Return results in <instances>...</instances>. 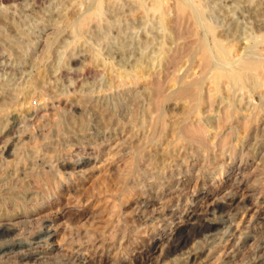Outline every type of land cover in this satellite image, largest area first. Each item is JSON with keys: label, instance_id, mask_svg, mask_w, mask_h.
<instances>
[{"label": "rangeland", "instance_id": "rangeland-1", "mask_svg": "<svg viewBox=\"0 0 264 264\" xmlns=\"http://www.w3.org/2000/svg\"><path fill=\"white\" fill-rule=\"evenodd\" d=\"M113 1L122 12L114 11L113 17L108 19L111 10L107 8L103 13L81 23L87 13V5L92 3L91 0H0V95L18 89L19 91H16L21 93L19 98L22 102V91H25L27 79L34 80L28 106L52 105L50 118L56 122L53 121L56 128L50 125V128L44 131L43 134H47V137L42 135L44 137L37 139L41 150L35 155H47L46 164L49 165L52 161V165L58 168L69 161L74 165L69 168L62 166L52 173L40 170L36 165L39 161L31 160L34 157L24 159L25 162L18 159L20 157L7 156L0 151L1 181L6 180L2 178L6 176L5 170L14 165L24 167L27 171L37 169L36 172L42 176L49 173L55 177H52L55 180L49 184H41L35 180L30 183V199L19 198L22 195L16 192L8 199L0 196L2 218H13L19 226L28 223V227H48L50 232L54 233L49 240L33 243L31 249L37 250L38 254L31 260L32 263L174 264L179 262L176 259L180 260V257L187 254L164 256L166 237L172 227L186 233L191 215L202 217L214 202L233 195V205L224 212L223 224L219 225L213 235L218 240L213 239V236L207 238L208 236H203L205 234H195L182 251L196 253L189 264H264V85L254 89H236L235 92L223 82L216 87L211 80L212 72L204 73L201 55L190 52L187 47L189 43L197 42L199 37L206 41L207 46H214L216 36L230 49L231 62L243 60L248 57V53L260 59L263 63L261 73L264 78V0H193V8L198 11V16L203 21V24L200 23L202 26L197 25L195 21L186 25L174 23L177 31L173 30V36L170 32L172 30L163 28L160 10L150 9L136 16L134 12L131 14L129 2L124 5L122 0ZM173 2L174 0H167L169 9L174 6ZM75 8L76 10H73ZM169 11L168 19L171 20L174 12ZM134 17H138V20ZM120 25L125 27L123 31L117 30ZM147 36L153 39L151 44H144ZM122 40L123 42H119ZM131 42H137L138 46L134 47ZM121 43L125 44L124 50L130 51L129 54L125 52L123 56H119L109 52L110 48L115 49ZM166 51L175 56L174 63L168 65L170 69L167 68V75L162 77L165 82L162 81L161 90L165 100L161 107L167 129L165 133L160 134L161 139L148 138L152 142L148 144L147 135L152 120L161 110L152 111L149 104L148 74L142 73L144 68L141 69L142 72L139 71L140 68L136 67L138 62L134 58L140 56L144 59L150 52L156 59L152 66L155 65L156 70H161L162 65L158 61ZM76 66L88 67L96 71L97 75L95 78L83 77L82 80L89 83L85 82L86 85L80 81V77L62 75L61 71L71 72ZM128 72V76L123 78L122 74ZM132 74V77L136 78L135 81L129 80ZM200 76H206L200 89L203 101L199 112L189 114V99L177 98L172 94L181 83H188ZM78 81L84 84L83 87H80ZM54 86L58 90H55ZM15 90L12 92L19 94ZM53 91H62V94H59L60 99L72 101L83 95L94 102H107L119 108L127 105L124 101L126 94L128 97L137 96L139 119L143 118L140 126L146 130L141 128L144 132L142 131L139 138L137 127L131 129L132 132L115 125L116 128L106 125L99 130L91 128L90 131L92 130L94 135L96 132L102 138L91 142L87 149L78 151L73 138L80 137V132L69 126L71 123L67 121L66 109L53 104ZM4 101L6 100H0L3 103L0 104V117L4 120L3 125L0 123V130L5 129L8 118L16 112L15 104L7 106ZM26 104L23 108L27 107ZM227 109L232 111V118L224 120V111ZM83 110V115L89 118L88 112ZM140 110L144 116L146 113L148 116L143 117ZM61 117L63 120L66 117L67 123L58 122ZM181 117H187L189 123L197 119L195 122L204 126L203 139L198 140L201 141L200 144L197 140L182 138L177 127ZM40 118L39 123L36 122L38 126L44 117ZM89 120L86 121L89 127H92ZM63 123L69 128L64 127ZM28 132L33 135L31 141L34 140L37 135L36 125L34 129L29 128ZM51 139H58L57 143L60 140L59 144L62 145L52 144L54 147H49ZM80 139L86 141L89 137L81 134ZM136 139L143 140L139 154L135 152L140 142ZM197 143L201 149L195 146ZM56 147L57 152L53 149ZM136 155L140 159L139 172L141 171L138 181L131 178L129 168ZM151 156L154 159L152 163L147 164L146 158ZM163 158H167L164 163L160 162ZM160 163L166 166L157 167ZM31 167L33 169H30ZM26 179L29 180L28 177ZM148 198L153 200V205L146 210L148 213H143V202ZM31 208L34 209L31 214L16 215ZM219 215L221 214L217 212L215 217L219 218ZM15 255L14 252H9L1 258L11 260Z\"/></svg>", "mask_w": 264, "mask_h": 264}, {"label": "bare ground", "instance_id": "bare-ground-1", "mask_svg": "<svg viewBox=\"0 0 264 264\" xmlns=\"http://www.w3.org/2000/svg\"><path fill=\"white\" fill-rule=\"evenodd\" d=\"M91 4L87 5V13L84 16V19L81 21V23L85 22L86 20H90L91 18H94L95 15H99L101 13H103V11H105L107 8L111 10V16L108 14V19H110V17L112 16V12L114 11H121L122 9L118 8V4L115 3V1L113 0H91ZM119 3V1H117ZM123 4L126 5L127 2H129L128 6L131 7V14L132 12L135 13V15H139L140 13H146L148 12L150 9H154V10H160L161 11V23L163 28L165 29H169L172 30L170 31L171 34L172 32L175 33L176 28H174V23L176 24H183L186 25V23H191L192 21H195V23L198 24H203L202 20L199 18V14L198 11L196 12V8L194 9L192 5L193 4V0H174V6L171 7L170 9L168 8V6L166 5L165 0H122ZM169 3V2H168ZM171 3V2H170ZM86 5V4H85ZM81 6V5H80ZM120 6V5H119ZM77 8V7H76ZM73 9V10H76ZM80 8V7H79ZM78 8V10H79ZM85 8V7H84ZM129 10V9H128ZM129 10V11H130ZM170 10V11H169ZM168 11L170 12H174V16L171 20L168 19ZM122 12V11H121ZM137 12V13H136ZM120 13V12H119ZM124 13H126L124 11ZM151 13V12H150ZM153 13V12H152ZM81 14V13H80ZM117 14V12H116ZM127 14V13H126ZM130 14V15H131ZM173 14V13H172ZM171 14V15H172ZM128 15V14H127ZM134 15V14H133ZM134 15V16H135ZM136 15V16H137ZM154 15V14H153ZM80 16V15H79ZM118 16V15H117ZM126 15H124L125 17ZM206 16V15H205ZM155 17V16H154ZM128 18V17H127ZM124 19V18H123ZM132 19V18H131ZM135 20H138V17L135 18ZM140 19V18H139ZM152 19V18H150ZM77 20V19H76ZM117 20V19H116ZM125 20V19H124ZM123 20V21H124ZM146 20V19H145ZM93 21V20H92ZM113 21V20H112ZM110 20V22H112ZM122 21V22H123ZM202 21V22H201ZM67 22V21H66ZM88 22V21H87ZM114 22V21H113ZM121 23V21H119ZM136 22V21H135ZM144 22V21H143ZM146 22V21H145ZM125 23V21H124ZM127 23V22H126ZM157 23V22H156ZM206 23V22H205ZM68 24V23H67ZM98 24V22H97ZM200 24V25H201ZM83 25V24H82ZM114 25V24H113ZM144 25V24H143ZM155 25V24H154ZM192 25V24H191ZM190 25V26H191ZM206 25V24H205ZM86 26V23L85 25ZM83 26V27H84ZM131 26V25H130ZM135 26V24H134ZM133 26V27H134ZM151 26V25H150ZM149 26V27H150ZM202 26V25H201ZM209 27H211L210 24H208ZM124 27V26H123ZM122 27V25L118 26L119 31H123L124 28ZM128 27V26H127ZM132 27V26H131ZM137 27V26H136ZM155 27V26H154ZM76 28V27H75ZM135 28V27H134ZM201 28V27H200ZM206 28V27H205ZM148 29V28H147ZM151 29V28H150ZM164 29V30H165ZM77 29H75L76 31ZM85 30V29H84ZM110 30V29H109ZM127 30V29H125ZM145 30V29H143ZM196 30V29H195ZM208 30V29H207ZM114 31V30H113ZM148 31V30H147ZM177 31V30H176ZM109 32V31H108ZM169 32V33H170ZM208 32V31H207ZM21 33V32H20ZM111 33V32H110ZM113 33V32H112ZM120 33V32H119ZM127 33V32H126ZM142 33V32H141ZM152 33V32H151ZM150 33V34H151ZM168 33V32H167ZM178 33V32H176ZM200 33V31H199ZM4 34V33H3ZM128 34V33H127ZM130 34V33H129ZM140 34V33H139ZM121 34H119L120 36ZM134 35V34H131ZM131 35H129L131 37ZM166 35V34H165ZM175 35V34H174ZM200 35V34H199ZM5 36V35H2ZM118 36V37H119ZM125 36V35H124ZM127 36V35H126ZM151 36V35H150ZM170 36V35H169ZM173 36V34H172ZM170 36V37H172ZM205 36V35H204ZM7 37V36H6ZM133 37V36H132ZM141 37V36H140ZM169 37V38H170ZM215 38V45L214 46H207L205 44L206 41L203 40V38L199 37L197 42L195 43H189L187 45L188 49H190L193 53H198L201 55V60H202V65H203V69H204V73H211L212 72V76H211V80L214 82V85H216V87H219V84L221 82L228 84L230 86V88L233 90V92H235L236 89H249V88H255V87H259L261 85H264V78L262 77V73H261V69H262V61L252 55H250V53H248V57H244L243 60L240 61H232L231 58V54H230V49L227 48L223 42L221 40H219L218 38H216V36H214ZM5 38V37H4ZM167 38V37H166ZM122 39V38H121ZM125 39V38H123ZM145 39V38H144ZM173 39V38H172ZM205 39V38H204ZM133 40V39H132ZM131 40V41H132ZM165 40V39H164ZM128 41V40H127ZM153 41L152 38H150L149 36H147L146 41L144 44H151ZM119 42H123L119 41ZM165 42V41H164ZM208 42V41H207ZM168 43V42H167ZM19 44V43H18ZM17 44V45H18ZM131 44L134 45V47L138 46L137 42H131ZM140 44V43H139ZM143 44V46H144ZM166 44V43H165ZM124 45L123 43L118 44V46L114 49V48H108L109 52L111 53H117L123 56V54L125 52H127L129 54V52L127 50H124ZM130 45V44H129ZM141 45V44H140ZM154 45V44H153ZM181 45V44H180ZM147 47H149V45H147ZM186 47V48H187ZM126 48V47H125ZM130 48V47H129ZM166 48V47H164ZM182 49V48H181ZM72 50V49H71ZM170 50V49H169ZM152 51V50H151ZM178 51V50H177ZM71 52V51H70ZM137 52V51H136ZM171 52V51H170ZM132 53V52H131ZM154 53V52H153ZM113 54V55H114ZM138 54V53H137ZM136 54V55H137ZM179 54V53H178ZM134 55V54H133ZM135 55V56H136ZM139 55V54H138ZM197 55V54H196ZM142 56V55H141ZM129 57V55H128ZM133 57V56H132ZM156 57V56H155ZM178 57V56H176ZM79 58V57H78ZM125 58V57H124ZM134 58V57H133ZM82 59V58H81ZM128 59V58H127ZM136 59V61L138 62L136 67L138 66L140 69L139 71H141V69H144L141 71L143 74L146 73L148 74V94H149V98H150V105H151V109L154 112L155 110H161L157 117L155 119L152 120V124L150 127V132L147 135V140L148 138L150 140H152L155 137H160V134L167 129V125L164 119V115H163V107L162 103L165 100V97L162 94V84L165 80L162 79L163 76L167 75L166 71L167 68L168 70L170 69L168 67V65L173 62L175 60V56H173V53H168V51H166L164 53V55L161 57V59L158 61L159 64L162 65V68L160 71L156 70L157 68H154V66H152L153 63H155L156 59H154L151 55V53H147L144 57V59L142 57L139 56V58H134ZM158 59V57H157ZM120 61V59H119ZM127 61V60H126ZM133 61V60H132ZM161 62V63H160ZM78 61H75V64H77ZM126 64V63H125ZM134 65V64H132ZM158 66V65H157ZM61 68V67H59ZM123 68V67H122ZM134 68V66L132 67V69ZM103 69V68H102ZM109 69V68H108ZM117 69V68H116ZM119 70V69H118ZM131 70V69H130ZM134 70V69H133ZM132 70V71H133ZM136 70V69H135ZM16 71V70H15ZM107 71V70H106ZM114 71V68H113ZM138 71V72H139ZM123 71H120V73ZM130 72V71H129ZM128 73H123L122 76L123 78H125V76H128ZM17 73V72H16ZM62 75L64 76H69L71 74L72 77H80L81 80L83 81L82 78L84 77H93L95 78V76L97 75V72L88 68V67H82V68H78L77 66L71 70V72H67V71H61ZM112 73V72H111ZM141 73V74H142ZM101 74V73H100ZM141 74H139L141 76ZM142 74V76H143ZM145 75V74H144ZM187 75V74H186ZM82 76V77H81ZM102 76V75H101ZM133 74L130 76V81H135L136 78L132 77ZM141 76V77H142ZM208 76V75H207ZM59 77V76H58ZM57 77V78H58ZM206 77V76H205ZM204 76H200L198 78L193 79L192 81L188 82V83H181V81L179 80V82L181 83L179 88L172 94L173 96H176L177 98H187L186 100L189 99L190 101V106H189V114H191L192 112H199L200 110V106L202 104L203 101V97L201 94V86L202 84H204V81L206 80ZM93 78V79H94ZM138 78V77H137ZM145 78V77H143ZM64 79V78H63ZM114 79V78H113ZM86 80V79H85ZM139 80V79H138ZM37 81V80H36ZM40 81V80H39ZM57 81V79H56ZM59 81V80H58ZM100 81V80H99ZM102 81V80H101ZM123 80H121L122 82ZM88 83V81H85ZM83 81V83H85ZM113 82H117V81H113ZM35 83L34 80H32L31 78L27 79L26 81V87H25V91H22V96L21 99H23V101L21 102L20 100V95L21 93L17 92L16 90L18 89H14L15 92L19 93H13L12 91H6V93H4V95H0V100H6L4 102H6L7 104H15V110L16 112L11 115L10 118H8V123L5 124V129L4 130H0V151L2 153H4L7 156H16V157H20L18 159L24 160V159H30L32 157L31 160L33 159H37L39 161V164H36L37 167L40 170H45V171H58V169L62 166H64V168H69V167H73L74 165L72 163L66 162L62 165L56 167L54 165H52V161H50L51 164H46L47 163V155L45 154H40V156H36L35 153H39V151L41 150V147L38 144V140L40 139L42 135H44V131L48 130L47 128H50L54 126L53 124V118H50V109L52 110L53 107L48 106L47 104L44 106H38V105H30L28 106V104L30 103L28 101V99H30V92L33 90L32 86ZM55 83V82H54ZM79 83L81 86L83 87L84 84L80 83L79 81L77 82ZM104 83V82H103ZM106 83V82H105ZM132 83V82H130ZM137 83V82H136ZM37 84L38 81H37ZM62 84V82H61ZM64 84V83H63ZM77 84V85H79ZM91 84V83H90ZM128 84V83H127ZM133 84V83H132ZM223 84V85H225ZM6 85V84H3ZM70 85V84H69ZM86 85V83H85ZM104 85V84H101ZM106 85V84H105ZM52 86V85H51ZM57 86V85H56ZM145 86V85H144ZM8 87V86H7ZM7 87H3L5 89H7ZM61 87H63L61 85ZM60 87V88H61ZM79 87V88H80ZM87 87V86H86ZM74 88V87H73ZM77 88V87H76ZM229 88V89H230ZM49 89V88H48ZM51 89V87H50ZM55 89V86H54ZM82 89V88H81ZM10 90V89H8ZM55 90H58V88H56ZM63 90V89H61ZM74 90V89H73ZM89 90V89H88ZM4 91V90H3ZM19 91V90H18ZM60 91V90H59ZM65 91V90H64ZM82 91V90H81ZM146 91V90H145ZM5 92V91H4ZM147 92V91H146ZM2 93V92H0ZM62 94V91L60 92ZM60 93H55V91H53V104H55V106L57 107H64L66 109L67 113V121H69V123H71L69 126L71 127V129L80 132V137L81 134L88 136L89 139L84 141L80 139V137L78 138H73V143L74 145H76V150H85L88 147H90L91 142H95V140L101 139L102 136H98V133L90 131L91 128L93 129H100L103 125L106 126H119L120 128L122 127L123 130H130L132 132L131 129H134L137 127V130L139 131L140 137L142 136V131L146 130L143 129L140 126V121H143L139 119V98L137 99V96L131 97V96H127L124 97V101H126L125 103L127 105H125L124 108H119V106L113 107L111 106L109 103L107 102H94V100L92 101L91 98L87 97L85 98L83 95L82 97H77L74 100H68V99H60L59 94ZM64 93V92H63ZM83 93V92H82ZM88 94V93H87ZM140 95V93H139ZM171 95V94H170ZM143 96V94H142ZM227 96V95H226ZM233 96V95H232ZM56 97V98H55ZM63 97V96H62ZM84 97V98H83ZM139 97V96H138ZM141 97V96H140ZM211 97V96H210ZM220 97V96H219ZM234 97V96H233ZM64 98V97H63ZM232 98V97H231ZM230 99V98H229ZM234 99V98H233ZM167 100V99H166ZM185 100V101H186ZM220 100V99H219ZM217 100V101H219ZM31 101V99H30ZM146 101V100H145ZM236 101V100H235ZM220 102V101H219ZM27 103V107L23 108V105ZM221 103V102H220ZM219 103V104H220ZM227 102H225L226 104ZM0 104H3L0 102ZM118 104V103H117ZM228 104V103H227ZM226 104V105H227ZM235 104V103H234ZM233 103H231V105H234ZM6 105L4 106L6 108ZM122 105V104H121ZM168 105V104H166ZM248 105V104H247ZM250 105V103H249ZM8 106V105H7ZM237 106V105H236ZM10 107V106H9ZM182 107V106H181ZM180 107V109H181ZM248 107V106H247ZM246 107V108H247ZM2 108V107H1ZM8 108V107H7ZM167 108V107H166ZM178 108V107H177ZM252 108V107H251ZM61 109V108H60ZM85 109L86 112H88L87 114L90 115L89 118L87 115H83L82 110ZM179 109V110H180ZM219 109V108H218ZM230 109V108H229ZM229 109H227L226 111H224V120H229L230 117L232 116V111L230 112ZM236 109V108H235ZM56 110V109H54ZM143 110V109H142ZM169 110V109H168ZM184 110V109H183ZM53 111V110H52ZM51 111V112H52ZM61 111V110H59ZM65 111V110H64ZM84 111V110H83ZM140 112H142L140 110ZM62 113V112H60ZM234 113V112H233ZM253 113V112H252ZM141 114H143V117L148 116V113L145 114L142 112ZM153 114V113H152ZM151 114V115H152ZM41 116H43V121L40 122V125L38 126V124H36V122H38V120H41ZM66 116V115H65ZM83 116H87L88 119L91 120V125L92 127H89V124L87 123L86 120H88L87 118H82ZM185 117V115H183ZM194 116V115H193ZM234 116V114H233ZM168 117V116H167ZM181 117V120H179L180 123H178V130L179 133L181 134L182 138H187L190 140H201L203 139V133H204V126L200 123V122H195L197 121V119L191 123H189V121L187 120V117L184 118ZM192 117V116H191ZM7 118V117H6ZM66 117H64V120L62 119V117L60 119H58V122H63L65 120ZM151 118V117H150ZM180 118V117H179ZM183 118V119H182ZM232 118V117H231ZM4 119V117H3ZM55 119V117H54ZM148 119V118H147ZM167 119V118H166ZM192 119V118H191ZM190 119V121H191ZM195 119V118H194ZM39 120V121H40ZM89 120V121H90ZM146 120V118L144 119ZM177 120V122H178ZM200 120V119H199ZM198 120V121H199ZM222 120V119H220ZM3 121L0 117V123L3 125ZM61 122V123H62ZM86 122V123H85ZM145 122V121H144ZM143 122V123H144ZM169 122V121H168ZM167 122V123H168ZM172 122V121H171ZM176 122V121H175ZM39 123V122H38ZM52 123V124H51ZM54 123H56L54 121ZM67 123V122H66ZM90 123V122H89ZM146 123V122H145ZM148 123V121H147ZM64 127H66L65 123ZM173 124V122H172ZM209 125V123H207ZM37 128V135L34 136V140L31 141V139L33 138V135L30 134L28 132L29 128H33L35 127ZM57 125V124H56ZM148 125V124H147ZM176 125V123L174 124ZM207 125V126H208ZM38 126V127H37ZM66 127V128H69ZM114 126V127H115ZM146 126V125H145ZM144 126V127H145ZM150 126V125H149ZM231 126V125H230ZM55 127V126H54ZM53 127V129H55ZM117 127V128H119ZM147 127V126H146ZM232 127V126H231ZM3 128V127H1ZM108 128V127H107ZM116 128V127H115ZM141 128L143 130H141ZM148 128V127H147ZM62 129V128H61ZM65 129V128H64ZM63 129V130H64ZM170 129V128H169ZM168 129V130H169ZM172 129V127H171ZM227 129V128H226ZM50 130V129H49ZM52 130V129H51ZM70 130V129H69ZM122 129H120L121 131ZM122 130V131H123ZM137 130H134L135 132ZM209 130V129H208ZM56 131V130H55ZM68 132V130H66ZM65 131V132H66ZM118 131V129H117ZM143 131V132H144ZM148 131V130H147ZM170 131V130H169ZM36 132V131H35ZM50 132V131H49ZM48 132V134H49ZM52 132V131H51ZM62 132V131H61ZM72 132V131H71ZM108 132V131H107ZM116 132V131H115ZM119 132V131H118ZM117 132V133H118ZM126 132V131H125ZM54 133V132H53ZM57 133V132H55ZM69 133V132H68ZM76 133V132H75ZM134 133V132H133ZM138 133V132H137ZM162 133V134H163ZM172 133V132H171ZM60 134V133H59ZM116 134V133H115ZM120 134V132H119ZM147 134V133H146ZM145 134V135H146ZM168 134V133H167ZM178 134V132H177ZM175 134V135H177ZM47 135V134H45ZM44 135V136H45ZM52 134L50 133L49 136H51ZM63 135V133H62ZM61 135V136H62ZM118 135V134H117ZM42 136V137H44ZM53 136V135H52ZM51 136V137H52ZM57 136V135H56ZM71 136V135H70ZM135 136V134H134ZM144 136V134H143ZM165 136V135H162ZM167 137L169 136L166 135ZM165 136V137H166ZM47 137V136H45ZM132 137V136H131ZM136 137L138 138V135H136ZM177 137V136H176ZM53 138V137H52ZM104 138V137H103ZM106 138V137H105ZM119 138V137H118ZM162 137H160L161 139ZM62 139V138H61ZM65 139V138H64ZM72 140V138H70ZM109 139V138H108ZM58 139L52 140L49 147H54L55 144H59L57 143L58 141H56ZM139 142V144L136 147L135 152H137L139 154V151L141 146H142V139H136ZM135 140V141H136ZM146 140V141H147ZM150 140H148V144L150 142ZM65 141V140H64ZM63 141V142H64ZM79 141V144H78ZM82 141V142H81ZM182 141L184 142V140L182 139ZM66 142V141H65ZM64 142V143H65ZM99 142V141H98ZM146 142V143H147ZM160 141H158L159 143ZM199 144L201 141H198ZM32 143V144H30ZM49 143V142H48ZM62 143V142H61ZM152 143V142H150ZM161 143V142H160ZM195 143V142H193ZM54 144V146L52 145ZM141 144V145H140ZM144 144V143H143ZM164 144V143H163ZM187 144V143H186ZM31 145V146H30ZM47 145V147H48ZM60 145V144H59ZM62 145V144H61ZM60 145V146H61ZM64 145V144H63ZM147 145V144H146ZM192 145V144H191ZM27 146V147H26ZM190 147V145H188ZM195 146L197 148H200V145L198 147V143L195 144ZM51 147V148H52ZM58 147V146H57ZM57 147L53 148L54 150L56 149L57 152ZM92 147V146H91ZM134 147V146H133ZM194 147V146H193ZM60 148V147H59ZM48 149V148H47ZM52 149V150H53ZM201 149V148H200ZM49 151V150H48ZM82 152V151H80ZM44 153V152H43ZM64 153V152H63ZM61 153V154H63ZM135 154V153H134ZM68 155V154H67ZM167 155V154H166ZM6 156V157H7ZM56 156V155H55ZM15 157V158H16ZM39 157V158H36ZM49 157V156H48ZM51 157V156H50ZM134 157V155H133ZM5 158V157H4ZM9 158V157H8ZM56 158V157H55ZM144 158V157H143ZM146 158V157H145ZM154 159V157H148L146 158V161H148L147 164L152 163V160ZM48 160H51L50 158H48ZM57 160V158L55 159ZM68 160V159H67ZM167 160V158H163L160 160V162L164 163ZM26 162V160H24ZM22 161V162H24ZM35 161V160H34ZM37 161V163H38ZM139 161L140 159H138L137 155L135 156L134 161H132L129 165L130 168V172H131V178L135 179L138 181V177L141 174L139 172ZM144 161V160H143ZM55 162V161H54ZM61 162V161H59ZM142 162V161H141ZM36 163V162H35ZM74 163V162H73ZM145 163V162H144ZM162 163L157 164V167H162L166 164H164L162 166ZM57 164V163H56ZM55 164V165H56ZM146 164V163H145ZM35 165V166H36ZM58 165V164H57ZM144 165V164H143ZM4 165L2 164V167ZM11 167V166H10ZM9 167L8 170H5V178L2 177L3 179L6 180H0V196H2L4 199H8L9 197L11 198V194L13 193H21L22 196H19V198H24L25 199H30L32 195L31 194V185L30 183H32L34 180L37 181L38 183H45V184H49L51 182H53V175L47 173L46 175H39L38 171L36 172L37 169H35V171L33 170H26L24 167H21L19 165H14L11 168ZM35 167V168H37ZM8 167H6L7 169ZM30 169H33L32 167ZM1 170V169H0ZM142 170V168H141ZM160 171H158L159 173ZM53 173V172H52ZM60 173V172H59ZM156 173V172H155ZM156 173V174H158ZM165 173V172H164ZM1 174V173H0ZM4 174V173H3ZM58 174V173H57ZM154 174V173H153ZM155 174V175H156ZM163 174V173H162ZM58 176V175H57ZM157 176V175H156ZM163 176V175H162ZM29 178L26 179V178ZM53 177V178H52ZM155 177V176H154ZM153 178V176H152ZM163 178V177H162ZM1 179V178H0ZM154 179V178H153ZM152 179V180H153ZM62 180V179H61ZM134 180V181H135ZM57 183V181H56ZM54 184V183H53ZM58 184V183H57ZM54 186V185H53ZM155 186V185H154ZM58 187V186H57ZM154 188V187H153ZM170 188V187H169ZM168 188V189H169ZM50 189V188H49ZM167 189V188H166ZM168 191V190H167ZM10 195V196H9ZM153 199V198H152ZM234 202V196L233 195H229L228 197H226L223 200H220L218 202H214V204H210L211 206H209L205 212V214L202 217H193V215H191L189 217V221H188V229L186 233L184 232H180L177 227H172V231L167 235L166 237V247L164 249V256L168 257L171 254H183L186 255L184 257H180L178 260V263H174V264H189L190 261L193 259L194 255L196 253H190V252H183V248L184 246H186V244L188 243V241L191 239L192 235H203V236H208L207 238H209L210 236H213L215 234V230L220 227L221 223L224 221L223 219V214L224 212H227L229 209H231L232 205ZM4 203V202H3ZM6 203V202H5ZM14 203V201H13ZM155 203V201H154ZM9 204V203H8ZM141 204V203H140ZM156 204V203H155ZM154 204V205H155ZM2 205V204H1ZM142 205V204H141ZM153 205V200L151 199H147L143 202V213L145 211V213L147 212L146 210L149 209V207H151ZM206 206V205H205ZM6 207V206H5ZM9 207V206H8ZM42 207V206H41ZM142 208V207H141ZM7 209V208H6ZM3 210H5L3 208ZM34 209H25V211H22L21 213L18 212L16 213L17 216L19 215H25V214H31V212H33ZM142 211V210H139ZM194 211V210H193ZM219 212L221 215H219L220 217H215L216 213ZM148 213V212H147ZM193 213V212H191ZM138 214V212H137ZM141 214V213H140ZM3 215V212H2ZM2 215L0 213V264H36V263H32L31 260L38 254L37 250H32L31 247L33 245V243H41L42 241H46L49 240L51 237H53L54 233L50 232V229L48 227H28V226H22L20 224L17 225L16 220H14L13 218L10 217H5L2 218ZM6 215V214H4ZM14 215V214H13ZM12 215V216H13ZM142 215V214H141ZM199 215V214H198ZM197 215V216H198ZM162 216V215H161ZM172 216V215H171ZM186 216V215H185ZM229 216V215H228ZM140 217V216H138ZM146 217V215L144 216ZM142 217V218H144ZM28 218V217H27ZM170 218V217H169ZM173 218V217H172ZM141 219V218H140ZM145 219V218H144ZM163 220V219H162ZM183 220V219H182ZM20 221V220H19ZM185 221V220H184ZM232 221V220H231ZM30 222V221H29ZM32 222V221H31ZM171 224V223H170ZM174 224V223H173ZM187 224V223H186ZM223 224V223H222ZM220 225V226H219ZM227 225V224H226ZM219 230V229H218ZM169 232V231H168ZM27 234V237H25V235ZM225 234V233H224ZM223 236V235H222ZM212 238V237H211ZM224 238V237H223ZM213 239H217L214 238ZM218 240V239H217ZM221 240V239H220ZM40 245V244H39ZM212 246V245H211ZM159 247V246H158ZM9 252H14L15 258L8 260L7 258L2 259L1 256L4 257V255L6 253ZM8 255V254H7ZM9 256V255H8ZM176 256V255H175ZM196 257V256H195ZM179 258V257H178ZM10 259V258H9ZM40 259V258H39ZM78 259V258H77ZM37 261V260H36Z\"/></svg>", "mask_w": 264, "mask_h": 264}]
</instances>
